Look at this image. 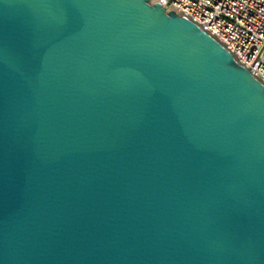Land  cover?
<instances>
[{"label":"water","instance_id":"1","mask_svg":"<svg viewBox=\"0 0 264 264\" xmlns=\"http://www.w3.org/2000/svg\"><path fill=\"white\" fill-rule=\"evenodd\" d=\"M174 12L0 0V264H264V85Z\"/></svg>","mask_w":264,"mask_h":264},{"label":"built area","instance_id":"2","mask_svg":"<svg viewBox=\"0 0 264 264\" xmlns=\"http://www.w3.org/2000/svg\"><path fill=\"white\" fill-rule=\"evenodd\" d=\"M158 1L214 37L264 85V0Z\"/></svg>","mask_w":264,"mask_h":264}]
</instances>
